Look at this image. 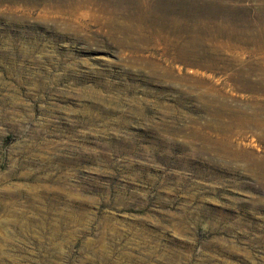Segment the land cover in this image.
I'll list each match as a JSON object with an SVG mask.
<instances>
[{
  "label": "rangeland",
  "instance_id": "374dc122",
  "mask_svg": "<svg viewBox=\"0 0 264 264\" xmlns=\"http://www.w3.org/2000/svg\"><path fill=\"white\" fill-rule=\"evenodd\" d=\"M37 1L0 0V264H264V0L182 53L9 10Z\"/></svg>",
  "mask_w": 264,
  "mask_h": 264
},
{
  "label": "bare ground",
  "instance_id": "6f19581e",
  "mask_svg": "<svg viewBox=\"0 0 264 264\" xmlns=\"http://www.w3.org/2000/svg\"><path fill=\"white\" fill-rule=\"evenodd\" d=\"M223 1L39 0L9 10L43 21L65 22L66 31L60 34L63 37L93 40L105 35L119 49L161 48L182 53L188 47L184 38L186 21L200 22L203 18L230 13L231 6ZM198 30V26L193 28V32ZM157 38L166 41H156Z\"/></svg>",
  "mask_w": 264,
  "mask_h": 264
}]
</instances>
